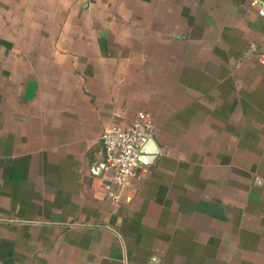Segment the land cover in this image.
I'll return each instance as SVG.
<instances>
[{
	"label": "crops",
	"instance_id": "1",
	"mask_svg": "<svg viewBox=\"0 0 264 264\" xmlns=\"http://www.w3.org/2000/svg\"><path fill=\"white\" fill-rule=\"evenodd\" d=\"M260 0H0V264H264ZM159 155L114 202L102 134Z\"/></svg>",
	"mask_w": 264,
	"mask_h": 264
},
{
	"label": "built area",
	"instance_id": "2",
	"mask_svg": "<svg viewBox=\"0 0 264 264\" xmlns=\"http://www.w3.org/2000/svg\"><path fill=\"white\" fill-rule=\"evenodd\" d=\"M260 14L264 15V0H260ZM155 134V125L150 118L140 119L128 127L107 126L102 134L105 153L104 174L111 183L109 195L114 202L122 196L142 165L141 152Z\"/></svg>",
	"mask_w": 264,
	"mask_h": 264
},
{
	"label": "water",
	"instance_id": "3",
	"mask_svg": "<svg viewBox=\"0 0 264 264\" xmlns=\"http://www.w3.org/2000/svg\"><path fill=\"white\" fill-rule=\"evenodd\" d=\"M159 155V147L155 140L151 138L144 146L141 152V161L144 163H151ZM105 164V163H104Z\"/></svg>",
	"mask_w": 264,
	"mask_h": 264
}]
</instances>
